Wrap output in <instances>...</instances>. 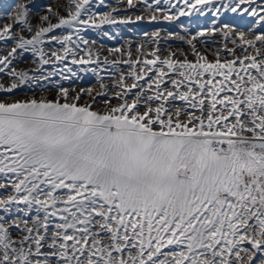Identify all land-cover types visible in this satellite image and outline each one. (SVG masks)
Instances as JSON below:
<instances>
[{
  "label": "snow or ice",
  "instance_id": "snow-or-ice-1",
  "mask_svg": "<svg viewBox=\"0 0 264 264\" xmlns=\"http://www.w3.org/2000/svg\"><path fill=\"white\" fill-rule=\"evenodd\" d=\"M121 3L140 14L30 0L0 26L13 42L0 53V264H264V0ZM209 13L186 41L194 60L162 58L160 31L112 60L86 38ZM225 13L253 25L217 26ZM217 34L209 60L193 41ZM26 53L34 67L18 69ZM82 73L99 87L64 86ZM25 89L52 98L15 99Z\"/></svg>",
  "mask_w": 264,
  "mask_h": 264
},
{
  "label": "bare ground",
  "instance_id": "bare-ground-1",
  "mask_svg": "<svg viewBox=\"0 0 264 264\" xmlns=\"http://www.w3.org/2000/svg\"><path fill=\"white\" fill-rule=\"evenodd\" d=\"M23 2H30V0H11L10 3H12V7L8 8L7 10H3L2 8H0V26H3L6 23L12 22L8 18L9 13H11L13 11V6L15 4L23 3ZM54 2H55V0H35V3L37 5H43V4L54 3ZM150 2H151V0H150ZM176 2H177V0H172V3H176ZM258 2H259V0H258ZM98 4H99V0H94V11L104 12V11H110L112 8L121 9V11L118 14L114 13V15H118V18L123 17L125 15H131L134 17L135 15L140 14L139 10L128 11V12L123 11L125 6L121 3V0H105L104 6H97ZM161 4H162V6L167 7V5H164L163 0H161ZM40 11L43 12V9L41 8ZM243 17L245 20H248L249 22L253 23L252 17H249L247 15H245ZM145 20H147V19H145ZM169 24H171L172 29H170V27L168 28V26L161 25V24L160 25H156V24L154 25V24L142 23L141 26H143V32L142 33L140 32V34H137V35L136 34L132 35V36H134L135 39L136 38L138 39L137 41H135L132 38H129V33H127L126 30L120 29L117 26H109V25H105L103 28V31H107L109 33V36L113 37L112 39H109L108 36H104L102 31H98V30H94V29L89 30L86 33V38H88L90 41L93 39L97 41L95 48H100V46L103 45V49L100 52L102 59H103V57L107 56L109 60H112L114 58H120V56H119V54H114V55L110 54L107 51V49L116 48V47H121V48L126 49L127 45L129 43H131L133 45V48H132L133 56L135 57L136 46L139 43H141V44L146 43V39H145L144 34L145 33L151 34L154 31H160V36H161L160 47L162 50V56H166L170 51H172V52H178V53H187L188 59L194 60L195 58L190 54L191 50H190L189 45L186 43V41L188 39H191L193 36H196L197 33L201 32V31H206L207 28L199 26L195 29L192 27L194 29V30H192V29H190L189 24H184L182 17H179V19H177V20L170 21ZM208 27H209V24H208ZM170 32L174 33V35L171 37H169ZM177 37H183L184 42H181L179 39H177ZM202 39L203 38L197 36V39L195 41H193V43L196 44L197 49H199L201 52H203V51H205V49H207V51L209 53V49L211 48L212 42H214V41L211 40L207 44H204V43H201ZM12 45H13L12 41H7V42L0 41V53L6 54L8 51H10ZM177 58L182 60L184 58V56L178 55ZM208 58H210V57L208 56ZM18 60H19V58H18ZM14 63L18 69H28V68L34 67V65L32 64L31 53H26L25 57L22 60H19V62L14 61ZM120 67L122 70L127 71L126 65H121ZM111 71H112L111 68H107L105 70V72L101 73V75H104L106 77V79H105L106 83L110 82L107 79V74H108V72H111ZM7 79L8 78L6 76H3L2 74H0V82H4ZM84 80L85 81L89 80V83H91V84H87V83L83 84L84 82H80V81H84ZM80 81L78 80L73 84H69V82H63V83H64V86H66V87H76V88L88 87V86H94L97 88L99 87V84L97 83V80H96V76L92 73L83 74V80H80ZM78 83H80V84H78ZM32 95H35L37 98H39L42 95L48 96L49 98H52V96L47 92H41L40 90H37L35 93H32L31 91L25 89L24 91L19 92L17 94V96L15 97V99H27V98L31 97Z\"/></svg>",
  "mask_w": 264,
  "mask_h": 264
},
{
  "label": "rangeland",
  "instance_id": "rangeland-1",
  "mask_svg": "<svg viewBox=\"0 0 264 264\" xmlns=\"http://www.w3.org/2000/svg\"><path fill=\"white\" fill-rule=\"evenodd\" d=\"M4 1V2H3ZM11 0H0V8H2L3 10H7L8 8L12 7V3H10ZM97 6H100V4H98ZM183 19L184 24H189L190 29L194 30L195 28L201 26V27H205L207 29H210L213 27L212 21L214 19L213 15L211 13L205 15V16H201L199 14H193L191 16H181ZM208 20V21H207ZM243 21V22H242ZM165 22V23H164ZM142 23L145 24H156V25H165L168 26V28L170 27V29H172L170 21H164V20H158V21H148V20H144V21H140L137 22L136 24H132V25H118L117 27L123 30H126L127 33H129V38L134 39L135 41H137L138 39L134 38V36L132 35H137L140 34V32H143V26ZM192 23V24H191ZM224 23H228L231 24L233 27L239 29V30H247L249 27H251L253 25L252 22H249L248 20H245L244 17H237L235 14L233 13H225L222 14L217 21V26H220ZM209 24V27H208ZM243 26V27H242ZM194 29H193V28ZM189 28V27H188ZM257 28H259V26H257ZM75 38V37H74ZM214 42H212L211 48L209 49V60H212L213 55L215 53V51L217 50V48L221 47L223 44V41L220 39L219 34L216 35L215 39H213ZM141 43H139L138 45H140ZM137 45V46H138ZM214 46V47H213ZM213 47V48H212ZM229 47H231V44H229ZM148 49V50H147ZM145 48V51H149L150 48ZM120 56V55H119ZM223 56V54H222ZM163 58V56H162ZM230 58V57H228ZM83 76V74H81ZM80 81V80H79ZM80 82H84L83 84H91L89 83V80L87 81H80ZM128 83H131V80L128 81ZM80 84V83H78Z\"/></svg>",
  "mask_w": 264,
  "mask_h": 264
}]
</instances>
